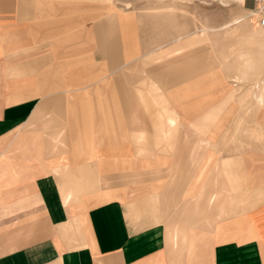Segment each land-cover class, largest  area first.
Masks as SVG:
<instances>
[{
	"label": "crops",
	"instance_id": "1",
	"mask_svg": "<svg viewBox=\"0 0 264 264\" xmlns=\"http://www.w3.org/2000/svg\"><path fill=\"white\" fill-rule=\"evenodd\" d=\"M126 3L0 0V264H264V108Z\"/></svg>",
	"mask_w": 264,
	"mask_h": 264
},
{
	"label": "rangeland",
	"instance_id": "2",
	"mask_svg": "<svg viewBox=\"0 0 264 264\" xmlns=\"http://www.w3.org/2000/svg\"><path fill=\"white\" fill-rule=\"evenodd\" d=\"M127 1L128 3L124 8L136 9L142 19L146 20L144 25L150 31L145 30L144 34L148 32L150 38H153V32L151 31L158 25L161 32H167L170 39L176 37L172 43L150 53L152 55L159 49L169 51L168 57L165 56L160 63L166 66L169 62H164L165 59H171V65L175 66V73L171 74L173 80H181V75H183V79L186 76L184 71L189 62L183 61L190 59L191 47L186 45L185 41L193 36V49L199 48L196 50L198 53L194 54L197 56V64L201 66V63H203V71L207 70L209 72L210 82L213 80L218 81L220 78L223 79L225 76L228 77L232 74L228 77L231 79L229 86H233L235 95L240 92L241 105L247 109L249 105L251 108L259 109L255 96L264 89V52L261 47L244 43L241 41V35L233 33L234 26H244L242 32L249 31L264 39L261 32L253 31L246 22H241L242 17L248 13L247 10L253 7V3L247 0ZM227 32H230L231 35H228ZM242 32L240 33L242 34ZM199 35L203 36L204 41L198 43L196 37ZM260 38H257L259 43L262 42ZM201 44L205 46L204 49L202 47L203 54H201V47H199ZM247 55H250L253 61L259 65V69L253 74L246 73L242 76V81L234 82L233 79L238 73L236 71L238 68L235 67H238L237 63ZM262 58L263 61L259 64V60ZM205 65L207 68H205ZM249 98L251 100L247 101Z\"/></svg>",
	"mask_w": 264,
	"mask_h": 264
},
{
	"label": "bare ground",
	"instance_id": "3",
	"mask_svg": "<svg viewBox=\"0 0 264 264\" xmlns=\"http://www.w3.org/2000/svg\"><path fill=\"white\" fill-rule=\"evenodd\" d=\"M247 14H245L242 19H241V22H246L248 24V26L250 27L251 30L253 31H262L263 34H264V29L262 28H258L257 26H252L247 18H246ZM234 25H236V23H234ZM245 28L244 26H234L233 28V33L234 34H238V35H241V38L244 43H250L251 45H255V46H258V47H261V50L264 52V39H261L257 34H254V33H251V32H242V29ZM242 32V34L240 33ZM240 33V34H239ZM228 35H231L230 32H227ZM261 34V33H260ZM263 34H261L262 36H264ZM198 39L199 38H203L202 35H199L197 37ZM257 38H260L262 40L261 43H259L257 41ZM261 64L262 61H263V58L261 60H259ZM238 67H235V68H238L236 71L238 72L237 75L234 77V82H237V81H242V76L246 75V73L248 74H253V73H256L259 69V65L256 64V62L253 61L252 57L250 55H247L245 56L243 59L240 60V62L237 63ZM248 77V76H247ZM263 89V88H262ZM255 99H256V102H257V105L259 107V109H262L264 108V89L261 90L258 94H256L255 96ZM256 126V125H255ZM258 127V126H257ZM262 128V127H261ZM256 129H260V128H256ZM260 131V130H259ZM261 132V131H260ZM259 132V133H260ZM257 133V131H256ZM253 135V133H252ZM256 135V134H254ZM262 135V138L264 137V133L261 134ZM258 136V134H257ZM255 138V136H253ZM259 137V136H258ZM257 139V138H256ZM259 139H261L259 137ZM259 141V140H258ZM261 141V140H260Z\"/></svg>",
	"mask_w": 264,
	"mask_h": 264
},
{
	"label": "built area",
	"instance_id": "4",
	"mask_svg": "<svg viewBox=\"0 0 264 264\" xmlns=\"http://www.w3.org/2000/svg\"><path fill=\"white\" fill-rule=\"evenodd\" d=\"M253 3V7L248 9L247 20L252 26L264 29V0H247Z\"/></svg>",
	"mask_w": 264,
	"mask_h": 264
}]
</instances>
